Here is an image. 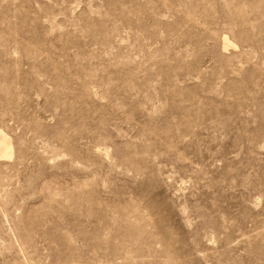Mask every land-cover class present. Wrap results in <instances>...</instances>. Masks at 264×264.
<instances>
[{
	"label": "rangeland",
	"instance_id": "rangeland-1",
	"mask_svg": "<svg viewBox=\"0 0 264 264\" xmlns=\"http://www.w3.org/2000/svg\"><path fill=\"white\" fill-rule=\"evenodd\" d=\"M0 129V264H264V0H0Z\"/></svg>",
	"mask_w": 264,
	"mask_h": 264
},
{
	"label": "bare ground",
	"instance_id": "bare-ground-1",
	"mask_svg": "<svg viewBox=\"0 0 264 264\" xmlns=\"http://www.w3.org/2000/svg\"><path fill=\"white\" fill-rule=\"evenodd\" d=\"M233 47L234 44L228 39H224V48ZM14 156V148L11 138L0 129V160H10Z\"/></svg>",
	"mask_w": 264,
	"mask_h": 264
}]
</instances>
